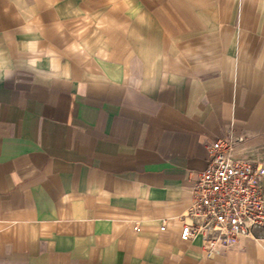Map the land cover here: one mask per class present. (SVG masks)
<instances>
[{
	"label": "crops",
	"instance_id": "0c3cea01",
	"mask_svg": "<svg viewBox=\"0 0 264 264\" xmlns=\"http://www.w3.org/2000/svg\"><path fill=\"white\" fill-rule=\"evenodd\" d=\"M229 130L264 136V0H0V264H264L179 238Z\"/></svg>",
	"mask_w": 264,
	"mask_h": 264
},
{
	"label": "built area",
	"instance_id": "2783aa9c",
	"mask_svg": "<svg viewBox=\"0 0 264 264\" xmlns=\"http://www.w3.org/2000/svg\"><path fill=\"white\" fill-rule=\"evenodd\" d=\"M244 141L229 130L205 144L206 166L196 172L188 205L177 215L179 238L198 239L208 257L236 246L241 238L264 251V162L242 146ZM165 223L161 218L160 230Z\"/></svg>",
	"mask_w": 264,
	"mask_h": 264
},
{
	"label": "rangeland",
	"instance_id": "374dc122",
	"mask_svg": "<svg viewBox=\"0 0 264 264\" xmlns=\"http://www.w3.org/2000/svg\"><path fill=\"white\" fill-rule=\"evenodd\" d=\"M242 146L250 149V153L260 158L264 162V141H258L257 137H245Z\"/></svg>",
	"mask_w": 264,
	"mask_h": 264
}]
</instances>
